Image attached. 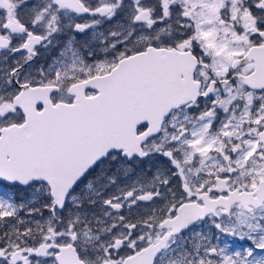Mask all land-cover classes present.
<instances>
[{"label": "snow or ice", "instance_id": "6c2138e0", "mask_svg": "<svg viewBox=\"0 0 264 264\" xmlns=\"http://www.w3.org/2000/svg\"><path fill=\"white\" fill-rule=\"evenodd\" d=\"M0 264H264V0H0Z\"/></svg>", "mask_w": 264, "mask_h": 264}]
</instances>
